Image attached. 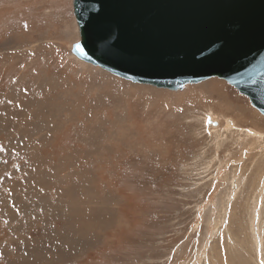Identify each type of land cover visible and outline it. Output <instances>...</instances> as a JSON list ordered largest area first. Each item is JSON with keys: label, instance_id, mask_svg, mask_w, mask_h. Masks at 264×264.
I'll use <instances>...</instances> for the list:
<instances>
[{"label": "rangeland", "instance_id": "obj_1", "mask_svg": "<svg viewBox=\"0 0 264 264\" xmlns=\"http://www.w3.org/2000/svg\"><path fill=\"white\" fill-rule=\"evenodd\" d=\"M78 40L72 0H0V264H264V118L219 79L112 76Z\"/></svg>", "mask_w": 264, "mask_h": 264}, {"label": "water", "instance_id": "obj_2", "mask_svg": "<svg viewBox=\"0 0 264 264\" xmlns=\"http://www.w3.org/2000/svg\"><path fill=\"white\" fill-rule=\"evenodd\" d=\"M72 8L79 61L173 93L219 79L264 118V0H72Z\"/></svg>", "mask_w": 264, "mask_h": 264}, {"label": "bare ground", "instance_id": "obj_3", "mask_svg": "<svg viewBox=\"0 0 264 264\" xmlns=\"http://www.w3.org/2000/svg\"><path fill=\"white\" fill-rule=\"evenodd\" d=\"M216 85H218V84H216ZM221 85V84H220ZM223 86V85H222ZM215 87V86H214ZM218 88V87H217ZM224 93L225 92H222V88H218V89H215V88H213V91L210 93V98L212 99V98H218V99H221L222 97H223V95H224ZM44 95H46V94H44ZM217 96V97H216ZM47 97H50V95H48ZM58 99H57V102L59 101V102H61V101H64L65 99L63 98V97H57ZM124 97H119V100L121 101V103H122V101L124 100L123 99ZM207 98V97H206ZM43 99V98H42ZM201 99V98H200ZM225 99V98H224ZM141 100H143L144 101V98H139V99H137V101H141ZM97 101V100H96ZM58 102V103H59ZM65 102V101H64ZM196 102H197V100H196ZM226 102V101H225ZM97 103H98V101H97ZM79 104H80V102H79ZM42 107V106H41ZM51 110V109H50ZM55 111V110H54ZM56 112V111H55ZM69 112H71V111H69ZM73 112L74 111H72L71 112V114L70 115H67V120H68V117L69 118H73ZM157 112V110H156V107H154V106H152L149 110H148V112L146 113L147 114V116H149V117H154V115H155V113ZM48 114V113H47ZM12 116V115H11ZM115 116H116V114H115ZM208 117H210V116H208ZM116 118H118V115H117V117ZM211 118H213V117H211ZM213 121V120H212ZM214 122V121H213ZM115 124V123H114ZM113 124V125H114ZM207 124V123H206ZM219 124V123H218ZM112 125V124H111ZM155 125V124H154ZM214 127V126H213ZM217 127V126H216ZM102 128V126L100 127V129ZM154 128V126L153 127H151L150 129H153ZM157 129H161L160 127H157L156 129L154 128V132L157 130ZM38 130V129H37ZM53 131H55V130H53ZM161 132V131H160ZM249 132V131H248ZM105 133L107 134V136H112V137H114V138H116V136L118 135V139H119V141H117L118 143H120V142H126V144H127V142H128V135L131 133V129H129V127H128V125H126V126H124V127H120V126H118V125H116V128L114 129L113 128V126L111 127V128H108V131H105ZM256 135H257V132H256ZM257 137V136H256ZM50 138V137H49ZM130 144H131V142H130ZM94 151V150H93ZM23 248V247H22Z\"/></svg>", "mask_w": 264, "mask_h": 264}]
</instances>
